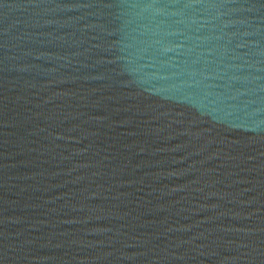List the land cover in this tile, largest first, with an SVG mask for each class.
I'll return each mask as SVG.
<instances>
[{
  "label": "water",
  "instance_id": "obj_1",
  "mask_svg": "<svg viewBox=\"0 0 264 264\" xmlns=\"http://www.w3.org/2000/svg\"><path fill=\"white\" fill-rule=\"evenodd\" d=\"M0 264H264V0H0Z\"/></svg>",
  "mask_w": 264,
  "mask_h": 264
}]
</instances>
